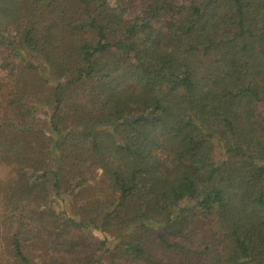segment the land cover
Returning a JSON list of instances; mask_svg holds the SVG:
<instances>
[{"label":"trees","instance_id":"16d2710c","mask_svg":"<svg viewBox=\"0 0 264 264\" xmlns=\"http://www.w3.org/2000/svg\"><path fill=\"white\" fill-rule=\"evenodd\" d=\"M0 164V264H264V0H0Z\"/></svg>","mask_w":264,"mask_h":264},{"label":"rangeland","instance_id":"374dc122","mask_svg":"<svg viewBox=\"0 0 264 264\" xmlns=\"http://www.w3.org/2000/svg\"><path fill=\"white\" fill-rule=\"evenodd\" d=\"M161 25V22L159 23ZM9 180V166L6 164H0V185ZM6 240L5 235L0 231V252L2 256L6 255Z\"/></svg>","mask_w":264,"mask_h":264}]
</instances>
